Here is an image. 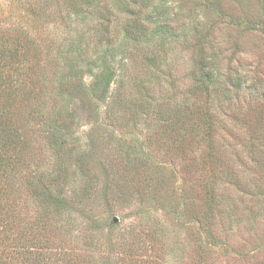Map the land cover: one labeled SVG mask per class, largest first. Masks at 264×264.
Segmentation results:
<instances>
[{"label": "rangeland", "instance_id": "rangeland-1", "mask_svg": "<svg viewBox=\"0 0 264 264\" xmlns=\"http://www.w3.org/2000/svg\"><path fill=\"white\" fill-rule=\"evenodd\" d=\"M16 1L0 0L4 30L21 10ZM48 1L64 9L69 0ZM157 1L181 14L172 27L183 36L168 50L170 81L151 86L157 111L143 113L133 136L150 146L172 193L152 203L150 169L128 163L115 148L134 126L133 120L115 126L113 118L130 119L131 111L102 113L100 120L94 111H78L80 149L66 156L54 155L40 131L31 130L32 154L12 174L13 225L0 243L5 263L264 264V0ZM202 52L216 53L224 84L236 81L237 71L250 78L235 86V104L217 108L216 123L200 111L199 126L187 125L191 133L175 141L164 129L169 123L171 132L177 110L205 108L212 94L200 81ZM132 69L140 76L144 70Z\"/></svg>", "mask_w": 264, "mask_h": 264}, {"label": "trees", "instance_id": "trees-1", "mask_svg": "<svg viewBox=\"0 0 264 264\" xmlns=\"http://www.w3.org/2000/svg\"><path fill=\"white\" fill-rule=\"evenodd\" d=\"M16 5L21 10L11 20L10 31L0 26V243L8 238L13 225L9 211L12 174L20 173L26 157L32 154L33 140L28 132L40 131V138L54 155L76 153L81 139L74 129L78 127V111H94L98 120L102 113L109 116L114 111H131L130 119L123 114L113 118L115 126L123 124L124 128L131 120L134 126L130 141L118 137L115 148L127 155L128 163L150 169L152 184L147 187H152L151 202L156 196L161 198L157 201L165 202L171 191L163 170L152 158L150 146L133 136V130L140 128L143 113L148 116L157 111L158 100L150 93L151 86L158 84V79L170 81L167 69L172 56L168 50L183 36L172 23L180 21L181 14L173 13L166 1L157 0H69L64 9L48 0H17ZM52 21H56L53 30ZM59 23L66 31L63 34ZM215 54L202 52L199 61L200 81L212 92L206 109L194 104L178 109L181 112L175 113L171 132L169 123L164 129L175 141L191 133L187 125L199 126L195 117L200 111L216 123L217 108L224 102L235 104L239 92L235 86L250 78L248 71H237L236 81L224 84V66ZM135 65L138 70L144 68L142 77L133 72ZM111 132H116L115 128ZM221 204L219 200L218 209ZM0 264L8 262L0 259Z\"/></svg>", "mask_w": 264, "mask_h": 264}]
</instances>
